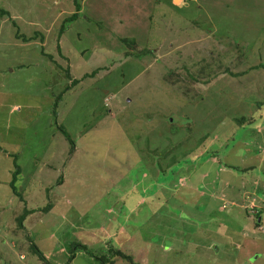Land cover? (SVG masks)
Here are the masks:
<instances>
[{
  "label": "rangeland",
  "instance_id": "rangeland-1",
  "mask_svg": "<svg viewBox=\"0 0 264 264\" xmlns=\"http://www.w3.org/2000/svg\"><path fill=\"white\" fill-rule=\"evenodd\" d=\"M78 3L0 0V264H264V0Z\"/></svg>",
  "mask_w": 264,
  "mask_h": 264
},
{
  "label": "trees",
  "instance_id": "trees-1",
  "mask_svg": "<svg viewBox=\"0 0 264 264\" xmlns=\"http://www.w3.org/2000/svg\"><path fill=\"white\" fill-rule=\"evenodd\" d=\"M73 3H74V9H75V12H74V13H73L68 19L65 20V22H64L65 24H68V23H71V22H73V21H76V20L79 18V12H80L81 6H80V4L78 3V0H73ZM0 16H8L7 11H5V10H3V9H0ZM12 24H13L14 27H16L15 23L12 22ZM63 29L65 30V27H63V25L60 26V31H59V32H61V31L64 32ZM63 32H62V33H63ZM15 37H16L17 39H22L23 41L25 40V38H24L22 35H19V34H18V31H17V33L15 34ZM146 52H148V51H147V50L143 51V54H142V55H145ZM131 56H132V55H131ZM97 71H98V70H97ZM97 71H96V70L93 71V72H92V73H93L92 75H95V74L97 73ZM84 77H86V75H85ZM76 83H77V80H75V79H72V80H71V85H72V86L75 85ZM61 94H62V93H61ZM59 98H62L61 95H59V96L56 98V102H55V105H54V111H53L54 116L56 115V111H55V110H56V106H57L58 103H59V100H60ZM248 126H250V125H248ZM58 129H59V131L63 134V136L66 138L67 142H68L69 145H70V151H69V154L72 153V152L74 151V142H73V140L71 139L70 135L64 130L63 127L58 126ZM207 158H209V157H207ZM14 168H15V170H14V173H13V177H12V179H11L10 186H11V190H12L13 194L16 195L17 193H16V190H15L14 183H15V181H16V177L18 176V174H19V172H20V169H19V167L15 164V162H14ZM250 170H252L251 167L248 168V169L239 170V172H240V173H246V172H248V171H250ZM168 176H169V175H168ZM162 183H163V184L165 183L164 180H163V178H162ZM29 213H31V212H30V211H27V210H24V213H23L22 216L18 219V224H19L20 226H22V222H23L25 216H26L27 214H29ZM210 215H211V214H210ZM172 227H173V226H172ZM184 233H185V232H183V236H184ZM166 234H167V233H166ZM169 234H171V233H169ZM28 239L30 240L29 237H28ZM183 239H185V237H184ZM183 239H182V240H183ZM223 244L225 245V243H223ZM111 247H112V246H111ZM224 247H225V246H223V248H224ZM29 249L31 250V252H32L33 254H35V255L38 256L39 260H40L43 264H51V263H49V262L46 260V258L42 255V253L39 251V249L36 247V245H35L34 243H31V244H30ZM76 251L84 252V253H85L87 256H89L91 259L97 261L98 264H113L112 261H113V258H115V257H118V258L124 260V261L127 262L128 264H137V263L134 262V259H133L132 256H130V255H126V254H124L123 252L119 251L118 249H115L114 247H112V248L109 250L108 257H105L106 255H105V256L96 257V256H94V254H93L92 252H90V250L87 249L86 246H83V245H81V244H72V245H71V251H70V253H69L70 255H69V258H68V261H67L66 264H69V263L71 262V259L74 258V254L76 253Z\"/></svg>",
  "mask_w": 264,
  "mask_h": 264
},
{
  "label": "crops",
  "instance_id": "crops-1",
  "mask_svg": "<svg viewBox=\"0 0 264 264\" xmlns=\"http://www.w3.org/2000/svg\"><path fill=\"white\" fill-rule=\"evenodd\" d=\"M75 80H76V79H75ZM14 106H15V105H14ZM2 108H3V107H2ZM226 192H227V191H225V194H224V195H225V198H224V197H223V198H219V200L223 199V201L221 200L220 202H224V201H225V203H227V202H226V199H227V194H226ZM233 201H234V202H232V204L230 203L231 205H235V206L239 205V202H238L237 198H234ZM223 205H225V207H226V204L223 203ZM221 207H222V206H221ZM225 207H222V208H225ZM216 210H217V209H216ZM262 215H263V213L261 212L260 215L258 216V218H259L260 216H262ZM258 221H259V219H258ZM251 229H252V227H251ZM253 231L255 232V229H254ZM252 233H253V232H252Z\"/></svg>",
  "mask_w": 264,
  "mask_h": 264
}]
</instances>
